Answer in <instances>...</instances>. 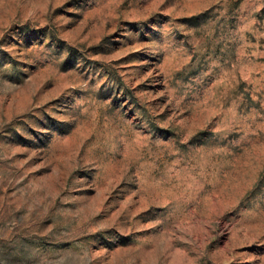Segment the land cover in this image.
<instances>
[{
  "label": "rangeland",
  "instance_id": "1",
  "mask_svg": "<svg viewBox=\"0 0 264 264\" xmlns=\"http://www.w3.org/2000/svg\"><path fill=\"white\" fill-rule=\"evenodd\" d=\"M0 264H264V0H0Z\"/></svg>",
  "mask_w": 264,
  "mask_h": 264
},
{
  "label": "trees",
  "instance_id": "2",
  "mask_svg": "<svg viewBox=\"0 0 264 264\" xmlns=\"http://www.w3.org/2000/svg\"><path fill=\"white\" fill-rule=\"evenodd\" d=\"M194 19H196V17H194Z\"/></svg>",
  "mask_w": 264,
  "mask_h": 264
}]
</instances>
